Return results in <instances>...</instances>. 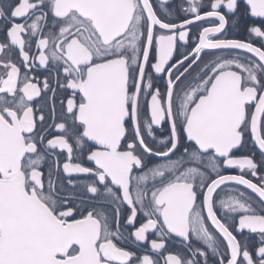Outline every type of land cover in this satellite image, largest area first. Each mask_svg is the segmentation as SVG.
I'll return each mask as SVG.
<instances>
[{
  "label": "snow or ice",
  "instance_id": "snow-or-ice-1",
  "mask_svg": "<svg viewBox=\"0 0 264 264\" xmlns=\"http://www.w3.org/2000/svg\"><path fill=\"white\" fill-rule=\"evenodd\" d=\"M0 264H264V0H0Z\"/></svg>",
  "mask_w": 264,
  "mask_h": 264
},
{
  "label": "flooded vegetation",
  "instance_id": "flooded-vegetation-1",
  "mask_svg": "<svg viewBox=\"0 0 264 264\" xmlns=\"http://www.w3.org/2000/svg\"><path fill=\"white\" fill-rule=\"evenodd\" d=\"M204 26H209L208 24H205ZM197 29H198V25H193L192 27V31L193 33L195 34L197 32ZM231 35V33H230ZM226 174H238V170L236 169H232V170H229ZM236 187V186H235ZM241 190H244L242 188H240ZM246 191V190H245Z\"/></svg>",
  "mask_w": 264,
  "mask_h": 264
},
{
  "label": "water",
  "instance_id": "water-1",
  "mask_svg": "<svg viewBox=\"0 0 264 264\" xmlns=\"http://www.w3.org/2000/svg\"><path fill=\"white\" fill-rule=\"evenodd\" d=\"M236 187H239V188H242L243 189V186H236ZM245 190V189H244ZM247 191V190H246Z\"/></svg>",
  "mask_w": 264,
  "mask_h": 264
}]
</instances>
